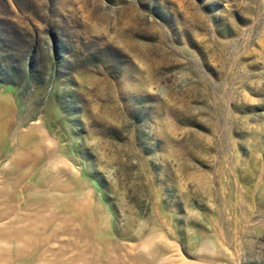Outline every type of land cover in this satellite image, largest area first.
I'll list each match as a JSON object with an SVG mask.
<instances>
[{
    "label": "rangeland",
    "instance_id": "rangeland-1",
    "mask_svg": "<svg viewBox=\"0 0 264 264\" xmlns=\"http://www.w3.org/2000/svg\"><path fill=\"white\" fill-rule=\"evenodd\" d=\"M0 264H264V0H0Z\"/></svg>",
    "mask_w": 264,
    "mask_h": 264
}]
</instances>
